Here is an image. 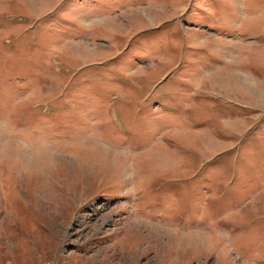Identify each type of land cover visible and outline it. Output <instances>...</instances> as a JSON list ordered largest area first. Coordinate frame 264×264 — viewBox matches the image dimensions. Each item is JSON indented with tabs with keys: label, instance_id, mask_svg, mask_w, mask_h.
<instances>
[{
	"label": "rangeland",
	"instance_id": "obj_1",
	"mask_svg": "<svg viewBox=\"0 0 264 264\" xmlns=\"http://www.w3.org/2000/svg\"><path fill=\"white\" fill-rule=\"evenodd\" d=\"M0 264H264V0H0Z\"/></svg>",
	"mask_w": 264,
	"mask_h": 264
}]
</instances>
